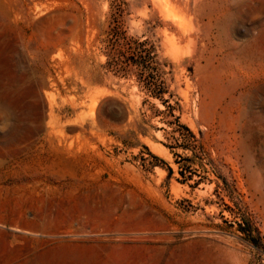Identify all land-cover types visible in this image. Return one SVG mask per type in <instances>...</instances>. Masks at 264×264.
Wrapping results in <instances>:
<instances>
[{"label": "rangeland", "instance_id": "obj_1", "mask_svg": "<svg viewBox=\"0 0 264 264\" xmlns=\"http://www.w3.org/2000/svg\"><path fill=\"white\" fill-rule=\"evenodd\" d=\"M0 264H264V0H0Z\"/></svg>", "mask_w": 264, "mask_h": 264}, {"label": "bare ground", "instance_id": "obj_2", "mask_svg": "<svg viewBox=\"0 0 264 264\" xmlns=\"http://www.w3.org/2000/svg\"><path fill=\"white\" fill-rule=\"evenodd\" d=\"M31 91H33V90H31ZM25 101V100H24ZM19 102V101H18ZM18 104V103H17ZM25 104V103H24ZM47 159V158H46Z\"/></svg>", "mask_w": 264, "mask_h": 264}, {"label": "clouds", "instance_id": "obj_3", "mask_svg": "<svg viewBox=\"0 0 264 264\" xmlns=\"http://www.w3.org/2000/svg\"><path fill=\"white\" fill-rule=\"evenodd\" d=\"M6 130V129H5Z\"/></svg>", "mask_w": 264, "mask_h": 264}]
</instances>
